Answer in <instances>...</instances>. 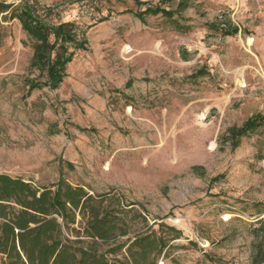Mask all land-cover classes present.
I'll return each instance as SVG.
<instances>
[{
  "label": "rangeland",
  "instance_id": "rangeland-1",
  "mask_svg": "<svg viewBox=\"0 0 264 264\" xmlns=\"http://www.w3.org/2000/svg\"><path fill=\"white\" fill-rule=\"evenodd\" d=\"M40 1L58 7L54 22L91 27L89 51L58 90L30 92L32 42L0 16V174L44 188L62 171L110 195L130 228L118 243L174 228L158 264H252L264 247V127L237 149L227 137L264 115V0H195L145 23L122 14L132 0Z\"/></svg>",
  "mask_w": 264,
  "mask_h": 264
},
{
  "label": "trees",
  "instance_id": "trees-1",
  "mask_svg": "<svg viewBox=\"0 0 264 264\" xmlns=\"http://www.w3.org/2000/svg\"><path fill=\"white\" fill-rule=\"evenodd\" d=\"M85 0H64L70 6ZM110 1V0H107ZM132 14L145 23L150 17L168 20L189 10L195 0H160L157 4L132 0ZM58 7H47L40 0H22L18 4L0 3L3 20H17L32 42L31 71L38 77L29 81V91L58 90L67 78L68 66L79 52L89 51L88 30L75 22H54ZM110 16V15H109ZM108 17L95 21L102 23ZM239 30L226 31L232 37ZM264 127V115L256 114L242 127L228 131L233 149L241 140ZM217 180V179H216ZM263 222L261 223V225ZM124 211L110 195L94 196L83 187H73L61 171L51 187H36L20 178L0 174V256L1 264H158L170 241L166 233L180 235L164 224L118 243L129 236ZM126 249V256L122 250ZM252 264H264V247L255 246Z\"/></svg>",
  "mask_w": 264,
  "mask_h": 264
},
{
  "label": "built area",
  "instance_id": "built-area-1",
  "mask_svg": "<svg viewBox=\"0 0 264 264\" xmlns=\"http://www.w3.org/2000/svg\"><path fill=\"white\" fill-rule=\"evenodd\" d=\"M253 42H254V38L251 39V43H253ZM250 46H252V44Z\"/></svg>",
  "mask_w": 264,
  "mask_h": 264
},
{
  "label": "crops",
  "instance_id": "crops-1",
  "mask_svg": "<svg viewBox=\"0 0 264 264\" xmlns=\"http://www.w3.org/2000/svg\"><path fill=\"white\" fill-rule=\"evenodd\" d=\"M253 43H254V42H253ZM261 44H262V41H261L260 45H261ZM262 45H263V47H264V42H263V44H262Z\"/></svg>",
  "mask_w": 264,
  "mask_h": 264
}]
</instances>
